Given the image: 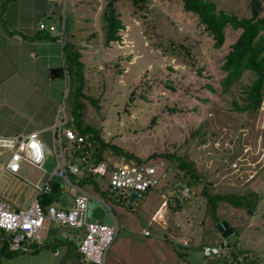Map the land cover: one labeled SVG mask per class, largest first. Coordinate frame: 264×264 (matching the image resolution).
I'll return each instance as SVG.
<instances>
[{
  "label": "rangeland",
  "instance_id": "obj_1",
  "mask_svg": "<svg viewBox=\"0 0 264 264\" xmlns=\"http://www.w3.org/2000/svg\"><path fill=\"white\" fill-rule=\"evenodd\" d=\"M212 1L216 8L237 16L249 15L248 0ZM260 1L259 15L264 16V0ZM104 2L64 0L62 8L64 37L80 48L84 91L95 99L94 104L84 100L83 121L97 126L104 140L140 158L173 150L191 161L199 174L192 186L185 184L175 159L156 157L150 160L162 159L164 168L154 187L135 198L129 197L127 190L99 197L109 206L115 223L105 259L115 254L117 242L141 240L143 230H147L150 235L179 242L186 251L185 259L193 264L213 257L223 262L222 256L229 264H238L236 260L240 264H264V120L258 108H237L246 101L245 87L253 73L243 71L226 89L220 85L224 74L220 64L239 28L225 26L224 42L216 48L195 15L182 9L181 0H143L138 2L141 6H134L130 0H115L123 27L118 30V40L104 44ZM68 107L66 99L64 112L69 117ZM43 138L51 146L49 132ZM62 143L70 145L64 138ZM7 155L0 153V195L25 206L32 197L27 180L42 183L55 166L54 155L47 153L41 169L22 163L19 176L2 168ZM104 157L123 160L110 151H105ZM205 183L211 192L253 190L260 194L252 215L227 202L219 201L215 208L218 217L236 230L224 240L235 241L236 247L244 249L236 259L229 255L228 246L219 256L201 252L200 246L221 236L200 193ZM82 187L92 192L88 185ZM184 187L188 188L185 193L181 191ZM73 193L74 189L62 182L51 202L68 207ZM50 228L63 237L72 232L68 226ZM2 235L5 238V232ZM44 244L39 255L21 251L0 264H77L72 253L67 260L53 255L51 250L56 246L49 237Z\"/></svg>",
  "mask_w": 264,
  "mask_h": 264
},
{
  "label": "built area",
  "instance_id": "obj_2",
  "mask_svg": "<svg viewBox=\"0 0 264 264\" xmlns=\"http://www.w3.org/2000/svg\"><path fill=\"white\" fill-rule=\"evenodd\" d=\"M38 28L53 31L52 24L46 25L38 22ZM63 25L56 29L55 35L62 42ZM62 90L58 101L55 120L51 127L48 146L38 137V130L11 135H0V153L7 152V158L2 168L12 176H19L22 163H27L38 169L44 161L47 153H52L55 166L46 179L40 183L38 180L30 183L33 196L25 206L12 203L6 196L0 195V230L5 232L8 246L12 249H30L28 242H41L50 226H68L79 229L81 236L77 244V251L81 261L90 264H105V253L115 234L113 214L102 199L96 194L88 192L69 179V174L91 175L98 182L105 185L108 191L116 194H124L134 191L141 196L147 189L154 187L160 176L163 175L162 159L149 160L136 163L125 160H93L91 157L92 143L86 135L76 132L71 127V118L64 112V103L69 89V76L62 56L61 64ZM261 118L264 120V93L258 104ZM68 123V124H67ZM62 138L70 142L64 145ZM264 152V151H263ZM261 153L264 156V153ZM43 171V170H42ZM51 174L58 175L61 180L58 188L61 190L62 182L74 189L71 204L58 207L52 202L42 207L39 195L46 198L51 193L49 178ZM187 187L182 192H187ZM97 198L104 206L105 211L110 212V222L106 223L98 219H89L87 210L88 197ZM147 234V231H144ZM223 237L213 244H203L201 252L205 256H219L223 248H226Z\"/></svg>",
  "mask_w": 264,
  "mask_h": 264
},
{
  "label": "trees",
  "instance_id": "obj_3",
  "mask_svg": "<svg viewBox=\"0 0 264 264\" xmlns=\"http://www.w3.org/2000/svg\"><path fill=\"white\" fill-rule=\"evenodd\" d=\"M115 0H105L103 10L101 13V20L103 23V42L107 44L109 41L118 40V30L123 27V23L118 17V12L114 6ZM134 6H141L138 2L143 0H130ZM181 7L184 11L191 12L195 15L196 20L202 25L204 31L210 35L212 39V45L216 48L220 47L224 42V28L227 25L233 28H239V32L234 40L229 43V47L224 54V58L220 67L224 72L220 80V85L223 89L228 88L233 82L238 80L243 71L250 70L253 73V78L250 83L245 87V103L238 110L246 108L255 110L261 99L264 86V16L259 15L261 9L260 0H248L249 15L237 16L233 11H227L225 9L216 8L215 3L212 0H181ZM66 24L63 22V30L65 31ZM63 31V32H64ZM62 54L64 57V63L68 71L69 76V89L67 93V99L69 103L68 115L71 118V127L75 128L76 132L82 135H86L92 143L91 157L93 160L105 159L104 152L110 151L117 157L122 158L125 161H134L136 163H145L150 159L156 157H166L169 160L175 159L176 164L182 169V176L185 177V184L193 185L197 182L199 174L194 169L191 161H187L184 157L175 154L172 151H163L159 153H151L145 158H140L134 153L118 146L117 144L104 140L100 135V130L97 126L83 121L84 114V100L87 99L93 104L95 99L85 93V78L83 76V63L80 59V51L75 43L65 39L63 33V39L61 43ZM130 99V98H129ZM150 119L153 120L151 117ZM68 124V123H67ZM69 179L73 183L82 187L88 185L92 192L98 197H105L109 192L107 187L102 183H98V180L91 175H74L69 174ZM207 184H203L200 189V193L205 199V206L212 218L214 228L215 223L219 221L220 217L215 212L217 203L227 202L234 207L243 209L247 214L252 215L254 207L258 198L260 197L255 191L248 190L246 192H211L207 190ZM178 184L176 188H178ZM83 188V187H82ZM148 190V189H147ZM113 193V192H112ZM55 197V190H51L50 195L46 198L45 204H42L44 208L46 204L50 203ZM230 226V225H229ZM63 227V226H61ZM232 233L235 234L236 230L233 226ZM75 229V230H74ZM216 229V228H215ZM49 229V239L53 246H58L59 243L65 246V253L62 254L61 259L67 258L72 253L75 256L77 264H90L79 260V254L77 251V244L79 242L81 232L76 231V228H72L71 234L68 237H61L59 234L54 235V230ZM0 230V258L11 257L21 249H12L8 246L6 238L2 235ZM53 234V235H52ZM230 235V234H229ZM166 238V236H165ZM225 239V238H224ZM53 240H55L53 242ZM169 241L178 255V257H184L186 251L179 242H174L166 238ZM226 241V240H225ZM214 243V242H213ZM207 243V244H213ZM33 248L31 252H35L41 247V244L30 243ZM226 246L230 248L228 251L231 258L236 259L238 253L243 254L244 249L236 247L235 241L227 242ZM201 248V246H200ZM181 249V250H180ZM225 264H229L225 257L221 259ZM252 258H249V262ZM238 264V260H236Z\"/></svg>",
  "mask_w": 264,
  "mask_h": 264
},
{
  "label": "crops",
  "instance_id": "obj_4",
  "mask_svg": "<svg viewBox=\"0 0 264 264\" xmlns=\"http://www.w3.org/2000/svg\"><path fill=\"white\" fill-rule=\"evenodd\" d=\"M63 3L64 0H0V135L38 130L42 141L46 132L50 136L48 128L55 120L62 90V42L55 31L65 22ZM40 21L52 24L55 29L38 28ZM144 231L141 240L117 242L115 254L108 261L105 259L106 264H193L185 255L178 257L164 237ZM57 234L61 235H54ZM48 236L49 228L44 239L35 244L45 245ZM32 242L27 243L30 249L23 252L39 255L41 247L30 251ZM51 253L61 258L65 246L59 243ZM2 259L5 257L0 258V263ZM202 264L225 263L213 257Z\"/></svg>",
  "mask_w": 264,
  "mask_h": 264
},
{
  "label": "water",
  "instance_id": "obj_5",
  "mask_svg": "<svg viewBox=\"0 0 264 264\" xmlns=\"http://www.w3.org/2000/svg\"><path fill=\"white\" fill-rule=\"evenodd\" d=\"M61 178L58 175L51 174L49 178V182L51 184V189L58 191V183L60 182ZM129 197L135 198L137 197L136 192L131 191L129 192ZM39 200L41 204H45V197L43 194L39 195ZM86 213L89 216V219H98L102 220L103 222L109 223L110 222V212L105 211L104 206L100 203V201L95 197H88L87 202V210ZM215 228L218 232H220L222 237H226L232 231V227L228 225V222L222 218L215 223Z\"/></svg>",
  "mask_w": 264,
  "mask_h": 264
}]
</instances>
